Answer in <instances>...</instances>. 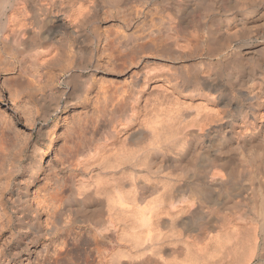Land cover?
Wrapping results in <instances>:
<instances>
[{"label": "bare ground", "instance_id": "bare-ground-1", "mask_svg": "<svg viewBox=\"0 0 264 264\" xmlns=\"http://www.w3.org/2000/svg\"><path fill=\"white\" fill-rule=\"evenodd\" d=\"M111 11L117 82L95 77ZM9 51L39 140L0 187V264H264V0H0ZM76 104L31 208L50 123Z\"/></svg>", "mask_w": 264, "mask_h": 264}, {"label": "rangeland", "instance_id": "rangeland-1", "mask_svg": "<svg viewBox=\"0 0 264 264\" xmlns=\"http://www.w3.org/2000/svg\"><path fill=\"white\" fill-rule=\"evenodd\" d=\"M143 11L148 14V15L146 14V16H143L146 17L145 19H147L149 17L147 8L144 9ZM108 15H105L103 12L100 13V18L102 19V22L100 24L101 27L100 32L102 37L98 45L97 54L99 55V58L102 62V70L97 72L95 77L99 81L103 79V80H113L117 82V79L122 81L127 77V75L117 76V71L110 70L111 64L109 62L112 61V58L111 57L109 58V56L107 55V51L103 50V46L105 45L106 35L108 33L110 34V32H113L114 29H117V24H118L117 11H111V15L109 16ZM140 19H143L142 15H139V20ZM85 28L87 33H89L92 32V28L94 27L92 25H87V27ZM73 41L75 42V40H72V42ZM1 54L3 57L0 56V62H1L0 68H3L5 65V70H0L1 71L0 72V142L1 144H3L2 147L4 148V150L2 148V152H1L3 153V155L0 153L1 154L0 187L6 181L11 182L13 179L19 177V174L24 170L25 166L27 165V162H29L28 157L31 154L30 153L31 148L29 145L34 142L37 143L39 140L36 133L31 132V130L34 127L30 125L29 122L27 121V116L29 115V113H27L26 111L27 109H30L32 108V106L35 105L34 99L31 96V92L32 90H34L35 88L34 86L36 84L35 83L29 84L28 82L27 83L22 82L21 85L20 84L18 85L16 83H14L16 85H13L12 80L10 78L16 76L14 74L17 73L16 67L18 64L17 58L19 57V55L15 54L14 51L3 52ZM6 67L8 71L6 70ZM11 67L12 68L14 67L15 69L13 71H10L9 68ZM99 81H97V83H99ZM57 85L61 86V84L60 85L57 84ZM97 85H95L94 90L97 89L96 88ZM92 93H94V91ZM89 106L91 105L89 104L88 107ZM70 108L68 109L69 111L67 113H61L59 115L58 120L55 119L50 123L51 125L50 127L53 130V133L51 132L50 137L54 139L53 143L50 146V148L45 150V154L42 156L41 160L38 163V170L36 169L37 172L36 179L24 185L25 186L24 192L26 193L27 204L31 206V208L37 207V204L35 203L37 201L36 200L37 195L39 194L37 192L41 191L42 187L46 185L44 184V182L46 180L51 181L50 178L52 175L50 174L51 173L50 171L52 167L55 166L54 164H56V160H57L55 153L62 142V135L65 129L68 127L67 124L70 123L72 125L73 123H76V121L80 119V116L78 115V112L80 110L79 104L73 105ZM76 108L79 110H77ZM89 108L88 110L90 111ZM88 110L86 111L89 112ZM62 114H66V115L68 114V116L64 117V115ZM80 114L85 116V114L82 112ZM87 114H90V112ZM34 117H37V115H35ZM63 119H65V121H63ZM75 119L76 121L73 122ZM19 148H23V149L21 150ZM2 156L3 159L1 158ZM35 166L36 164H34V167ZM2 219H4L3 222H6L5 216L4 217L2 216ZM2 230H3L2 231L3 237L9 234L10 230L8 226H5V228H3Z\"/></svg>", "mask_w": 264, "mask_h": 264}]
</instances>
